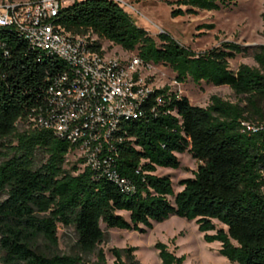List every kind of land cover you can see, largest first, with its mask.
Here are the masks:
<instances>
[{
    "label": "trees",
    "instance_id": "trees-1",
    "mask_svg": "<svg viewBox=\"0 0 264 264\" xmlns=\"http://www.w3.org/2000/svg\"><path fill=\"white\" fill-rule=\"evenodd\" d=\"M235 1L169 4L175 18L219 11ZM262 19L264 24V14ZM52 23L64 33L96 37L97 47L109 43L135 52L144 64L166 66L177 84L226 86L239 99L232 103L211 96L200 107L169 87L155 89L143 116L121 123L120 141L111 151L103 149L98 168L81 158L68 164L75 148L30 122L46 100L51 78L65 65L0 27L2 263L108 264L98 248L105 238L102 225L146 234L153 224L178 217L195 222L205 243L220 244L218 255L229 263L264 264V46L253 49L257 67L241 64L232 70L229 61L247 48L223 42L196 53L166 33L155 39L115 0H74L58 10ZM184 153L201 164L174 193L171 179L156 172L177 170V155ZM214 221L224 228L217 229ZM60 227L74 230L73 255L56 253ZM154 249L161 264L185 261L163 243ZM135 251L110 249L112 264H139Z\"/></svg>",
    "mask_w": 264,
    "mask_h": 264
},
{
    "label": "built area",
    "instance_id": "built-area-1",
    "mask_svg": "<svg viewBox=\"0 0 264 264\" xmlns=\"http://www.w3.org/2000/svg\"><path fill=\"white\" fill-rule=\"evenodd\" d=\"M74 0L0 1V27L15 31L27 44L61 60L47 97L30 122L70 143L74 154L98 168L104 148L111 151L124 121L138 120L156 88L146 78L150 65L138 57L109 56L96 37L72 35L52 20ZM157 103H161L159 98ZM251 128L249 127V130ZM105 161V160H104Z\"/></svg>",
    "mask_w": 264,
    "mask_h": 264
},
{
    "label": "rangeland",
    "instance_id": "rangeland-1",
    "mask_svg": "<svg viewBox=\"0 0 264 264\" xmlns=\"http://www.w3.org/2000/svg\"><path fill=\"white\" fill-rule=\"evenodd\" d=\"M1 1V0H0ZM27 0H11V2H25ZM132 16L137 25L144 28L156 39L159 33H166L177 43L189 47L196 53L204 52L223 42H233L242 48H247L245 55H238L229 61V67L236 70L241 64L257 67L252 59L253 49L259 45L264 46V37L261 35L264 24V0H236L233 4L219 11H198L195 15H183L171 17L170 2L175 0H115ZM69 5L68 2L64 6ZM205 26H211L207 28ZM105 53L109 56L125 58L134 56L135 52H125L120 48L103 44ZM146 78L156 88L169 87L171 91L181 97L187 98L193 106L206 107L211 96H218L229 102H236L239 98L226 86L214 87L205 83L198 85L190 82L177 84L174 81V73L163 65H150L145 73ZM21 131L22 127L18 126ZM2 148L0 147V162ZM180 167L177 170L159 168L156 174L168 176L171 179L174 193L181 191L179 182L193 178L194 172L201 164L190 158L187 153L177 155ZM76 154L67 157L68 164L76 162ZM37 164L42 161L38 154ZM4 196L0 197V201ZM125 217L126 214L123 213ZM216 228H224L214 221ZM104 241L98 246L102 249L108 264H112L113 258L109 250L112 248L124 249L134 247V255L139 264H161L158 252L154 249L156 243H163L170 252L176 256H185L183 264H231L225 258L218 255L220 244H207L203 241V234L197 231L195 222H187L178 217H170L166 221L153 224L152 229L146 234H138L130 231L107 230L103 225ZM209 232L208 234H213ZM58 247L56 253L61 255H73L76 252V237L72 228L60 227L58 230ZM3 253L0 250V264ZM94 260V256L87 258Z\"/></svg>",
    "mask_w": 264,
    "mask_h": 264
}]
</instances>
